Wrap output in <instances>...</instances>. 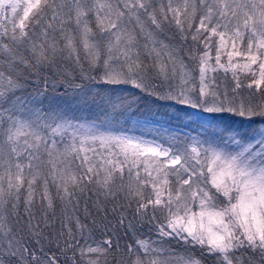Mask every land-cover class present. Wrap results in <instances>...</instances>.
Listing matches in <instances>:
<instances>
[{
	"label": "snow or ice",
	"instance_id": "snow-or-ice-1",
	"mask_svg": "<svg viewBox=\"0 0 264 264\" xmlns=\"http://www.w3.org/2000/svg\"><path fill=\"white\" fill-rule=\"evenodd\" d=\"M0 264H264V0H0Z\"/></svg>",
	"mask_w": 264,
	"mask_h": 264
},
{
	"label": "rangeland",
	"instance_id": "rangeland-1",
	"mask_svg": "<svg viewBox=\"0 0 264 264\" xmlns=\"http://www.w3.org/2000/svg\"><path fill=\"white\" fill-rule=\"evenodd\" d=\"M131 119H128L126 127L133 126L135 120L141 122L140 125H136V130L134 134L140 135L142 132L145 134L146 138H155L156 134L167 135L171 132H178L181 134L189 133L191 135H196L201 131L195 123L190 121L183 114L181 115V120L174 118V122L171 121V117L166 114H150L143 116L142 114H129ZM167 130V132L165 131Z\"/></svg>",
	"mask_w": 264,
	"mask_h": 264
},
{
	"label": "trees",
	"instance_id": "trees-1",
	"mask_svg": "<svg viewBox=\"0 0 264 264\" xmlns=\"http://www.w3.org/2000/svg\"><path fill=\"white\" fill-rule=\"evenodd\" d=\"M166 114L171 117V121L174 122V118L178 120H181V113L178 117L173 114L167 113L166 109H157L156 106L154 105L153 101L150 100L147 97H141V99L137 102L136 105L133 107V111L129 114H142L143 116L145 115H150V114ZM128 114V115H129ZM179 122V121H178Z\"/></svg>",
	"mask_w": 264,
	"mask_h": 264
}]
</instances>
